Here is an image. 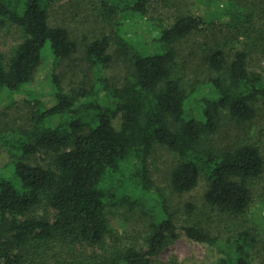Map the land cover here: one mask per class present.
Here are the masks:
<instances>
[{
	"label": "trees",
	"instance_id": "trees-1",
	"mask_svg": "<svg viewBox=\"0 0 264 264\" xmlns=\"http://www.w3.org/2000/svg\"><path fill=\"white\" fill-rule=\"evenodd\" d=\"M56 2L0 0V28L18 36L6 50L0 41V143L17 179L0 178V264H177L159 257L181 234L214 264H264V139L215 141L264 111V0H69L90 4V39L51 18ZM133 16L156 34L129 33ZM116 59L121 81L106 75ZM189 62L206 73L197 112ZM19 104L21 124L4 126ZM157 148L176 157L172 192L205 180L200 206L180 214L154 192ZM126 211L141 243L117 228Z\"/></svg>",
	"mask_w": 264,
	"mask_h": 264
},
{
	"label": "rangeland",
	"instance_id": "rangeland-1",
	"mask_svg": "<svg viewBox=\"0 0 264 264\" xmlns=\"http://www.w3.org/2000/svg\"><path fill=\"white\" fill-rule=\"evenodd\" d=\"M69 0H58L55 3V10L53 11V15L51 18H55L54 21H62L73 30L74 34L79 38H82L84 34L88 36L90 39L91 29L93 28L92 22V14L90 4H86L87 6L82 8L81 10H76L70 8L67 5ZM94 2L95 0H91ZM192 2V0H191ZM191 9L195 10L190 6ZM165 11H161L160 14L155 13L154 18H157L162 15ZM173 14V11L170 12ZM149 20V18H147ZM146 19H139L135 16L125 19V22L128 26V32L132 33V31L136 28L137 31L140 29L152 34H156L155 28H151L148 26ZM58 23V22H57ZM168 23V22H166ZM134 34V33H133ZM17 34L14 28H0V41L2 43L3 50H6L8 46L14 45L17 42ZM194 41H198L194 38ZM192 44V42H189ZM193 45V44H192ZM189 46L184 45L185 52H189ZM262 68L264 69V60L261 62ZM50 61L46 60L39 69L37 74V81L39 83H35L31 85L32 89L38 90L40 89V84L44 85L45 76L49 73ZM125 67L119 60H114L112 67L106 70V75L114 80H120L125 76ZM186 84L185 89L187 93L190 94V102L191 106L197 112L198 107L202 101V96L204 95L208 88L203 83L206 79L205 71L201 69H197L192 66V63L189 62V68L185 72ZM23 94H18L15 97L16 102L22 103ZM191 107H189L190 109ZM24 109V104H19L12 108L10 111H6L7 117L2 116V123L4 126H11V128H16L21 124V120L17 119L19 113ZM192 109V108H191ZM197 109V110H196ZM0 111H3L0 107ZM249 127L245 129H237L231 126H225L220 129L219 134L216 135L215 141L220 143H226V141H231V138H237L240 141L247 139L246 137H251L253 140L258 142H263L264 139V111L260 113V116L255 118ZM3 126V127H4ZM10 128V129H11ZM176 157L169 151L164 148H157L152 153V156L149 160V169L151 174V179L153 182V190L154 192L160 193L167 200V204L170 206L172 210H176V212L180 214H185L184 205L187 203H192L197 206H200L202 203V196L206 189L205 180L201 179L198 186L191 191L190 193L177 195L172 192L169 187L168 180V172L175 164ZM9 163V158L7 152L4 147H2V143H0V178L9 179L13 182H17V179L14 176L13 166ZM130 212L117 214L120 218L117 220V228L121 233H126V241L131 243H141L142 231L139 229L142 226L141 223H135L134 219ZM122 222V223H121ZM122 224V225H121ZM123 237V238H125ZM159 259L163 262H168L170 259L177 261V264H214L216 257L210 251L209 248L203 246L199 243L188 240L184 235L181 236L170 246L165 248L161 253Z\"/></svg>",
	"mask_w": 264,
	"mask_h": 264
}]
</instances>
